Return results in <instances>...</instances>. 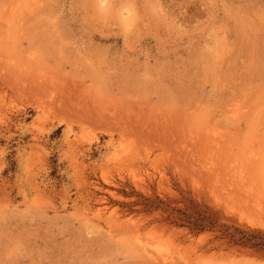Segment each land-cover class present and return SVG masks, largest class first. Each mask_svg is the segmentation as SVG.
Instances as JSON below:
<instances>
[{
  "label": "rangeland",
  "instance_id": "1",
  "mask_svg": "<svg viewBox=\"0 0 264 264\" xmlns=\"http://www.w3.org/2000/svg\"><path fill=\"white\" fill-rule=\"evenodd\" d=\"M163 262L264 264V0H0V264Z\"/></svg>",
  "mask_w": 264,
  "mask_h": 264
},
{
  "label": "bare ground",
  "instance_id": "2",
  "mask_svg": "<svg viewBox=\"0 0 264 264\" xmlns=\"http://www.w3.org/2000/svg\"><path fill=\"white\" fill-rule=\"evenodd\" d=\"M236 111V110H235ZM111 112V111H110ZM234 114V113H233ZM91 115V114H90ZM94 115V114H93ZM92 115V116H93ZM99 115H100V112H99ZM101 115H102V113H101ZM92 116H90L89 118L91 119L92 118ZM103 116V117H102ZM101 116V118L99 117V116H97V118L99 119V120H101L102 118H104L105 119V117H104V114ZM238 115H235V117H237ZM87 117H88V114H87ZM109 117V116H108ZM85 118H86V115H85ZM94 118V117H93ZM88 119V118H87ZM90 119H88V120H90ZM95 119V118H94ZM94 119H91V120H94ZM97 120V119H96ZM95 120V121H96ZM132 123V122H131ZM140 123V122H139ZM141 124V123H140ZM139 125V124H138ZM137 125V126H138ZM141 126H143V125H141ZM141 128V127H140ZM137 129V128H136ZM68 139V138H67ZM67 141V140H66ZM68 141H70V140H68ZM71 142V141H70ZM71 145H72V143H71ZM135 245H136V248L140 251V252H142L146 257H148L149 259H151V260H158L159 259V257H160V255L159 256H157L158 255V253H157V251L155 252V251H153L152 250V248L150 247V245L147 243V242H145V241H142L140 238H137L136 239V242H135ZM154 252L155 253H157V255L156 254H154ZM163 254V253H162ZM166 259V258H165ZM162 260V259H161ZM160 260V261H161ZM167 260V259H166ZM168 261V260H167ZM166 261V262H167ZM165 262H163V264H164ZM168 263V262H167Z\"/></svg>",
  "mask_w": 264,
  "mask_h": 264
}]
</instances>
